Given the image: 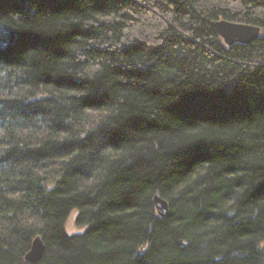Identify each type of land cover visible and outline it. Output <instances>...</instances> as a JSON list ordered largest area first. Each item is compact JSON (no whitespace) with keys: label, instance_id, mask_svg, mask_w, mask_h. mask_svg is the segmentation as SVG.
Masks as SVG:
<instances>
[{"label":"trees","instance_id":"obj_1","mask_svg":"<svg viewBox=\"0 0 264 264\" xmlns=\"http://www.w3.org/2000/svg\"><path fill=\"white\" fill-rule=\"evenodd\" d=\"M38 235L35 264H264V0H0V264Z\"/></svg>","mask_w":264,"mask_h":264},{"label":"water","instance_id":"obj_2","mask_svg":"<svg viewBox=\"0 0 264 264\" xmlns=\"http://www.w3.org/2000/svg\"><path fill=\"white\" fill-rule=\"evenodd\" d=\"M214 26L220 36L225 40L227 44L233 43H250L257 39L260 34V27L241 23L231 22L225 19H218L214 22ZM154 203L158 213L161 216H165L168 213V202L163 199L160 194H156L154 197ZM44 252V243L41 235L34 238L30 250L25 255V261L28 264L37 263L42 257Z\"/></svg>","mask_w":264,"mask_h":264}]
</instances>
